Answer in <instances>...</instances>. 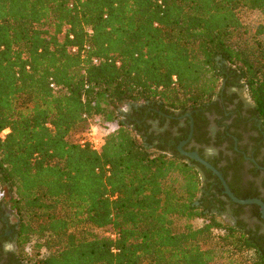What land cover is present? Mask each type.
Segmentation results:
<instances>
[{
    "label": "trees",
    "instance_id": "trees-1",
    "mask_svg": "<svg viewBox=\"0 0 264 264\" xmlns=\"http://www.w3.org/2000/svg\"><path fill=\"white\" fill-rule=\"evenodd\" d=\"M243 10L263 22L245 24ZM223 82L246 89L264 132V0H0V186L22 258L264 264L259 206L234 203L182 156L175 145L186 135L153 145L137 110L119 111L125 102L194 110ZM98 121L115 127L97 149L73 141ZM208 162L235 196L264 202ZM220 195L255 226L221 220Z\"/></svg>",
    "mask_w": 264,
    "mask_h": 264
},
{
    "label": "flooded vegetation",
    "instance_id": "flooded-vegetation-1",
    "mask_svg": "<svg viewBox=\"0 0 264 264\" xmlns=\"http://www.w3.org/2000/svg\"><path fill=\"white\" fill-rule=\"evenodd\" d=\"M123 104L127 107L120 110L124 116L133 114V108L137 110L134 114L144 122L142 131L152 139L153 145L170 149L176 139L186 135L175 145L182 156L192 159L178 148L187 141L182 145L184 151H195L206 161L216 162L218 168L228 166L227 178L238 192L256 191L264 197V132L243 86L237 83L225 85L223 82L209 104L174 115L163 114L150 106L145 108L142 102ZM197 169L208 188L217 184L215 178L206 176L201 167ZM202 196L203 189L199 194V197ZM218 197L226 201L221 210L220 201H215L220 219L230 224L241 219L249 226H255L256 219L248 208L236 214L223 195ZM17 224L18 219L8 205L5 192H0V264H39L22 258L16 234ZM260 229L264 232V225Z\"/></svg>",
    "mask_w": 264,
    "mask_h": 264
},
{
    "label": "water",
    "instance_id": "water-1",
    "mask_svg": "<svg viewBox=\"0 0 264 264\" xmlns=\"http://www.w3.org/2000/svg\"><path fill=\"white\" fill-rule=\"evenodd\" d=\"M191 134L190 133V136L191 137ZM187 142V141H184L182 142L180 145H179V150L182 154L196 160L197 162L201 163L203 166H205L206 168H208L209 170L212 171L213 174H215L218 179L220 180V183L223 187V192L224 194H226L228 196V198L233 201L234 203H237V204H241V205H249V204H255L257 206H259L260 208V213H261V217L264 221V202L258 198V197H252V198H246V199H241V198H238L237 196H235L233 194V192L230 190L224 176L222 175L221 172H219L213 165H211L208 161H206L205 159L201 158L199 156V154L195 151H192V152H186L182 149V145Z\"/></svg>",
    "mask_w": 264,
    "mask_h": 264
},
{
    "label": "built area",
    "instance_id": "built-area-1",
    "mask_svg": "<svg viewBox=\"0 0 264 264\" xmlns=\"http://www.w3.org/2000/svg\"><path fill=\"white\" fill-rule=\"evenodd\" d=\"M115 125L113 123H100V121L92 124L87 130L76 133L72 136L73 141L81 146L89 145L93 149H97L102 141L103 135L113 130ZM8 132V129L2 131L1 136ZM114 237L113 234H110Z\"/></svg>",
    "mask_w": 264,
    "mask_h": 264
},
{
    "label": "rangeland",
    "instance_id": "rangeland-1",
    "mask_svg": "<svg viewBox=\"0 0 264 264\" xmlns=\"http://www.w3.org/2000/svg\"><path fill=\"white\" fill-rule=\"evenodd\" d=\"M240 15H241L242 21L248 25H256L258 23L263 22V18L261 16V14L257 11L243 10V11H241ZM126 109H127V107L124 104H121L119 106V111L120 110H126ZM0 192H5V188L4 187L2 188V186H0ZM221 220H223V219H221ZM196 222L199 224L198 221H196Z\"/></svg>",
    "mask_w": 264,
    "mask_h": 264
},
{
    "label": "clouds",
    "instance_id": "clouds-1",
    "mask_svg": "<svg viewBox=\"0 0 264 264\" xmlns=\"http://www.w3.org/2000/svg\"><path fill=\"white\" fill-rule=\"evenodd\" d=\"M6 247H10V246H6Z\"/></svg>",
    "mask_w": 264,
    "mask_h": 264
}]
</instances>
